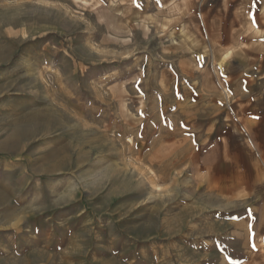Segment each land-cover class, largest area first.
Segmentation results:
<instances>
[{
  "label": "rangeland",
  "instance_id": "rangeland-1",
  "mask_svg": "<svg viewBox=\"0 0 264 264\" xmlns=\"http://www.w3.org/2000/svg\"><path fill=\"white\" fill-rule=\"evenodd\" d=\"M189 10L0 0V264H264L263 227L240 258L247 197L213 194L187 141L212 118L172 79Z\"/></svg>",
  "mask_w": 264,
  "mask_h": 264
},
{
  "label": "crops",
  "instance_id": "crops-1",
  "mask_svg": "<svg viewBox=\"0 0 264 264\" xmlns=\"http://www.w3.org/2000/svg\"><path fill=\"white\" fill-rule=\"evenodd\" d=\"M162 1L190 9L177 33L188 59L172 79H196L210 101L204 114L211 122L187 141L204 150L194 157L204 162L213 194L247 197L243 211L251 214L233 222L246 229L237 240L245 260L264 228V0Z\"/></svg>",
  "mask_w": 264,
  "mask_h": 264
},
{
  "label": "bare ground",
  "instance_id": "bare-ground-1",
  "mask_svg": "<svg viewBox=\"0 0 264 264\" xmlns=\"http://www.w3.org/2000/svg\"><path fill=\"white\" fill-rule=\"evenodd\" d=\"M128 144H130L131 143V138L129 139V141L127 142ZM160 163V162H159ZM246 253V252H245ZM247 258V257H246Z\"/></svg>",
  "mask_w": 264,
  "mask_h": 264
}]
</instances>
